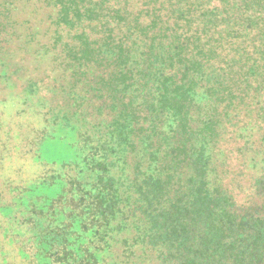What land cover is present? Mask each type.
<instances>
[{
    "label": "rangeland",
    "instance_id": "1",
    "mask_svg": "<svg viewBox=\"0 0 264 264\" xmlns=\"http://www.w3.org/2000/svg\"><path fill=\"white\" fill-rule=\"evenodd\" d=\"M58 1L0 0V264H161L125 223L117 178L113 190L107 183L122 172L104 160L117 112L106 88L113 66L79 52L83 40L94 56L110 52L108 43L132 46L136 35L114 9L142 3L91 0L98 5L88 19L90 0H80L82 20L71 26L59 22ZM231 76L246 87L243 74ZM238 101L223 112L217 172L239 207L264 212L255 179L264 115L252 93Z\"/></svg>",
    "mask_w": 264,
    "mask_h": 264
},
{
    "label": "trees",
    "instance_id": "2",
    "mask_svg": "<svg viewBox=\"0 0 264 264\" xmlns=\"http://www.w3.org/2000/svg\"><path fill=\"white\" fill-rule=\"evenodd\" d=\"M79 1H58L60 23L81 22ZM137 2L142 8L114 9L136 35L132 46L108 43L110 52L94 56L83 40L79 51L113 66L106 88L117 112L104 160L122 163L107 183L113 190L119 182L125 223L161 264H264V212L236 204L216 157L223 112L238 108V97L252 93L264 115V0ZM89 3L92 19L98 2ZM238 74L245 88L231 76ZM262 142L255 179L264 186V135Z\"/></svg>",
    "mask_w": 264,
    "mask_h": 264
}]
</instances>
